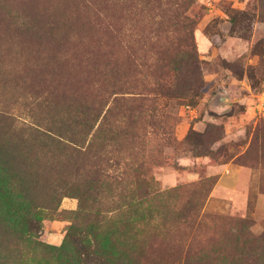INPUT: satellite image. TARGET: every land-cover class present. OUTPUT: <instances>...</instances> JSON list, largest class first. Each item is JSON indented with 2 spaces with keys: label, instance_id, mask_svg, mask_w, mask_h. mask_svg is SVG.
<instances>
[{
  "label": "rangeland",
  "instance_id": "374dc122",
  "mask_svg": "<svg viewBox=\"0 0 264 264\" xmlns=\"http://www.w3.org/2000/svg\"><path fill=\"white\" fill-rule=\"evenodd\" d=\"M124 2L0 0V247L36 205L45 244L264 264V0Z\"/></svg>",
  "mask_w": 264,
  "mask_h": 264
},
{
  "label": "trees",
  "instance_id": "16d2710c",
  "mask_svg": "<svg viewBox=\"0 0 264 264\" xmlns=\"http://www.w3.org/2000/svg\"><path fill=\"white\" fill-rule=\"evenodd\" d=\"M112 1L114 4H120L121 7L127 4L124 2L125 0ZM130 4L129 11L135 17H138L143 10L141 0H134V2L130 0ZM96 118L97 116L92 107L87 106L86 109L80 110L77 116L79 123L83 125L90 124V128L86 132L82 131L84 138L90 133L91 124L96 121ZM104 118H106L105 115L102 116V120ZM69 135L60 138L74 146H78L76 136ZM35 206L17 210L16 213L20 217L19 229L21 231H17V228L13 227L10 229V236L3 239L1 244L3 246L0 247V264H54L53 262L50 263L51 261L47 260L46 257H56L61 264H70L68 260H71V258L74 259V264H136L135 258L127 252V250L132 251L131 247H126V244L130 245L129 241L119 242L118 236L120 233L116 229V225L115 227L109 226L107 230H102L100 240H98L99 238L90 239L81 235V232L74 226L68 230L67 239L59 246L41 242L37 239L38 234L41 232V226L38 224ZM137 222L136 219L131 217L128 222L129 230L136 229ZM22 231L28 234L25 239H22L19 234ZM82 231H86V229ZM114 238L120 244L119 247L114 248V242H112Z\"/></svg>",
  "mask_w": 264,
  "mask_h": 264
},
{
  "label": "built area",
  "instance_id": "2783aa9c",
  "mask_svg": "<svg viewBox=\"0 0 264 264\" xmlns=\"http://www.w3.org/2000/svg\"><path fill=\"white\" fill-rule=\"evenodd\" d=\"M262 101H264V99Z\"/></svg>",
  "mask_w": 264,
  "mask_h": 264
}]
</instances>
